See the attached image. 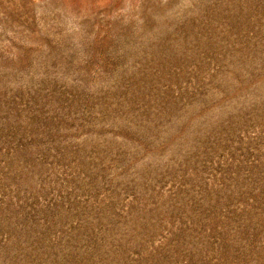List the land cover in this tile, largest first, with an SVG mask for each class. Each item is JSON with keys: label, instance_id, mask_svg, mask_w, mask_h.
Returning a JSON list of instances; mask_svg holds the SVG:
<instances>
[{"label": "rangeland", "instance_id": "1", "mask_svg": "<svg viewBox=\"0 0 264 264\" xmlns=\"http://www.w3.org/2000/svg\"><path fill=\"white\" fill-rule=\"evenodd\" d=\"M0 264H264V0H0Z\"/></svg>", "mask_w": 264, "mask_h": 264}]
</instances>
